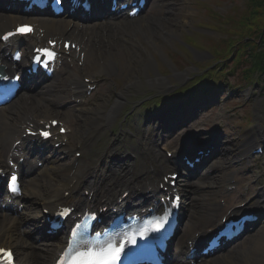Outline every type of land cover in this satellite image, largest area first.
<instances>
[{
  "label": "rangeland",
  "instance_id": "rangeland-1",
  "mask_svg": "<svg viewBox=\"0 0 264 264\" xmlns=\"http://www.w3.org/2000/svg\"><path fill=\"white\" fill-rule=\"evenodd\" d=\"M248 7L247 0H218L216 2L206 0H164L161 4L158 0H153L146 13L145 20L142 21L146 22V27L148 26L147 28L151 30L146 32L149 35L152 32L151 35L154 42H156L158 51L150 50L143 38L144 35L140 34L141 30L136 29V23L126 24L125 30L118 26L106 25L102 31L96 33V35H91L92 37H89L84 43V51L86 52L84 71L74 64L71 65L72 62L69 60H66L59 69L58 75L52 82L56 87L54 86L53 91H51L53 95L50 97L55 103L49 106L48 116L63 118L70 124L72 142L78 143L89 131L90 146L88 148L93 153L94 159L99 160L101 152L110 147L108 144L111 141L116 140V145L110 149L108 155V158L111 157L110 159L113 162L109 163L111 160L108 158L104 160L105 164H108L111 168V174L117 171L115 166L121 159L133 155V158H131L132 172L139 178L138 181L155 178V173L151 171V168L153 169V156L148 158L144 155L145 147L137 146L133 141L134 138L130 137L128 141H125V136L118 135V137L123 138L120 139L110 131L116 130L115 133H117L116 127L121 123L122 134L127 136L131 132L135 137L144 133L147 134V143H151L158 124L149 125L147 122H143V119L157 117L162 113L164 114V111H170V109L178 110L182 108V112H185L190 105L195 103H190L188 100L176 96V92L179 89L183 90L185 87H189L195 78L193 75L199 73L197 67L205 68L214 60L217 51L225 49L228 40L238 38L235 33L242 30L241 23L244 16H247ZM210 27L214 30H210ZM100 36L106 37V39L103 40ZM74 38L81 39L82 35L78 34ZM108 43L110 45L107 47ZM113 46L118 47L114 49ZM107 62L114 65L115 70L111 69L113 71L112 76H110L109 68L108 70L103 69V65ZM101 69L103 70L99 76L104 75V82L100 80L96 93L83 106L84 109H81L89 111L99 104L101 108H97L98 113L99 110L100 112H108L116 97L119 96V92L128 91L129 89L128 92H131L127 97H121L123 103L125 101V105L118 112L115 121L111 123L113 127L109 128L106 127L104 118H100L93 113L84 120L77 117L73 120L74 111L72 110L74 108L66 103L71 100L72 80H80L84 73L89 75L99 74L98 72ZM156 76L167 79L168 84L166 83L164 86L149 84V79L154 81ZM256 79L258 80L257 85L253 86L247 83L238 86L239 72L236 71L232 75L228 74L222 86L215 85L214 90H211L212 88L208 89L213 92V95L215 94V97H221L220 101L204 104L196 110L195 114L187 120L180 130L171 133L172 136L169 139L159 141L160 148L176 152L181 148L187 137L205 130L206 133H215L222 147L229 149L230 152H226L228 156H225L228 160H222L220 156H217L213 163L220 162L218 170L204 179L207 183L213 184L214 187L222 185V189H219L220 192L215 193L202 190L201 196L197 197L206 198L210 196V203L222 208L217 219L219 222L223 215H227L232 210L233 202L238 201V198L234 195L240 189L239 185H241L237 181L243 180L240 177V170L248 168L249 164L255 161L245 160L249 157V148L255 141L256 143L262 142V138L255 132H257L256 126L264 128V75ZM136 81H141L142 87H130L127 90L128 84ZM208 86L210 85H203L199 89ZM156 95L168 96L170 99L161 102L164 103V105L161 104L162 106L143 108V105L147 103L145 102L147 97L151 96L148 97V100H155ZM249 96H251V99L248 98ZM28 100L31 102V99ZM21 114L25 115L17 109L13 114L16 117L15 126L18 125ZM97 122L99 125H92ZM198 139L201 140L198 141L200 145H206L211 141V136L203 135ZM113 153H115L114 156H112ZM70 156L72 157L65 155L62 161H60L61 157L59 156L58 164L61 166L59 170L61 176H69L72 173L71 168L75 161L73 154ZM146 162H151V168L145 167L144 163ZM254 164L257 165L259 162L256 163L255 161ZM258 167L259 165H257ZM247 177L249 179V174ZM49 181L43 183H50ZM227 183L237 187L233 195L226 191L225 187L227 185L225 184ZM195 185L191 184L190 188H203L201 187L203 182L198 185L197 181ZM210 228L211 226L206 230ZM242 249L237 250V255L239 252L243 254L250 249V253L256 256L253 259L255 260L258 257V264L264 263L263 222L254 236L250 238L249 244Z\"/></svg>",
  "mask_w": 264,
  "mask_h": 264
},
{
  "label": "bare ground",
  "instance_id": "bare-ground-1",
  "mask_svg": "<svg viewBox=\"0 0 264 264\" xmlns=\"http://www.w3.org/2000/svg\"><path fill=\"white\" fill-rule=\"evenodd\" d=\"M22 21H28L29 20H23L22 17L18 15H12V14H4L0 15V36L10 30V28L16 26L17 24H20ZM111 25H117L120 26L121 29L125 30L126 25L119 24L118 23H110ZM137 25L135 26L137 29H140V34L144 35L143 38L147 44V46L150 48V50L158 51V47H156V42H154V39L151 34H147L149 28L146 27V22L138 21L136 22ZM35 27L37 29V33L43 32L47 34L48 36H59V35H68L69 33H74L73 30L76 27L73 26L70 19L66 20H42L35 22ZM92 25V24H91ZM88 25L89 27H93L94 29H104L103 25L100 23L94 24L93 26ZM70 31V32H69ZM97 31V30H96ZM69 32V33H68ZM101 37V36H100ZM103 40L106 39V37H101ZM110 45L108 43L107 47ZM5 47L4 45L0 44V50ZM118 47V46H117ZM114 47L113 48H117ZM120 47V46H119ZM78 54V52H76ZM168 84V80L165 78H162L160 76H156L155 80L152 81L149 79V84L152 85H160L164 86L165 84ZM75 84H78L76 82ZM55 84H45L43 87L38 89V92L41 93L38 96L36 95L31 96L32 102H29L26 99L20 98L16 102V109L21 110V116L27 117L29 115L26 122H24V125L30 126H36L40 122V120H45L48 117V105L51 101L48 96L51 94V91H53ZM132 87H142L141 81L136 82H130L128 84L127 90ZM130 90V89H129ZM128 90V91H129ZM128 91H121L119 92V96L116 97V100L111 107V109L108 112H100L98 113V109L101 108L99 104L96 105V108H91L88 110L83 109H77L74 111L73 120L75 118H86L90 114H97L101 118H105L107 125H111L113 121H115V118L117 117L118 112L123 109L125 102L123 103V100L121 97H127L130 95L131 92ZM15 108H4L0 112V163L3 162L4 158L6 157L3 153L5 152L4 145L7 146V142H2L4 138L7 140L14 137L15 135L19 134L18 129H16L15 121L16 119L13 117V114L15 113ZM36 108L38 111L37 113H32V110ZM98 108V109H97ZM103 110V109H102ZM33 115V116H32ZM22 119V120H23ZM11 122H10V121ZM38 121V122H37ZM62 121V120H60ZM22 138V136H18ZM214 145L216 146L215 155L219 153L218 156L222 158V160L227 161L228 154L226 152H230L227 149H224L222 145L215 141ZM7 149V148H6ZM155 159L161 163L164 166H167L170 162H173L170 159H167L166 157H163L158 151L157 146L155 145L153 147ZM156 149V150H155ZM152 151V152H153ZM214 155V156H215ZM177 157L174 161H177ZM220 162L215 163L213 165V168H216ZM56 165V164H55ZM28 172H31L32 174L27 176L24 180L23 185V194L20 198V201L23 202L26 205V210L23 212H18L17 216H3L0 218V247H10L13 248L17 255L18 259L23 264H52L54 258L58 254L60 250L59 245H47L44 249H35L34 252L25 254L22 249L24 247H32L31 244H29L24 238H22L23 234V226L26 224L34 223L39 227L40 232L44 233V229H46V226L43 222L44 220V210L45 209H51L56 208L60 204H63L67 201H81L79 197V193L74 194L78 190L79 185H85L88 183H91L93 186L98 185H105L110 184L111 187L116 186H127L128 188L131 187V185L135 182V176L130 173V169L124 168L117 170V174L114 175V179H111L112 175H108L106 177L100 176L98 174L92 175V180L88 181L91 178V167L92 163L87 159H82L76 162L75 166L73 167L72 171L73 174L66 177H60L58 176L59 166L56 165V167L52 166L47 171H40L35 170L33 166L27 165ZM158 166H155L154 169H158ZM93 173V172H92ZM47 177L50 178V183H42ZM115 177L116 179L115 181ZM47 181V180H46ZM149 182V181H146ZM213 187V186H212ZM71 192L73 193V196L66 200V197L64 196V193ZM113 194H106L108 196H104L101 200H112L116 198L115 190L113 189L111 191ZM196 197V196H194ZM134 198V195L130 198V200ZM264 198V196H263ZM194 200V198H191ZM210 196H208L206 199L202 200L201 202H194L191 205V212L187 218V222L185 224V233L181 240L183 245L188 244L189 242H196L198 243L199 239L197 237H200L201 239L205 237L204 231L208 227H212L214 223L216 222V219L220 216V212L222 210L221 207H218L214 203H210ZM100 200V199H99ZM143 200L142 197H137V201L141 202ZM154 200V197H152L151 201ZM135 201L131 200V202H127V205H131ZM264 207V201L259 205V208ZM240 250H243L242 248ZM239 250V251H240ZM248 252H242L235 256V260H237L238 264H258L259 258L256 256H253L251 254V250L248 249ZM236 252L235 254H237ZM234 254V255H235ZM234 259H228L225 261H221L219 263L215 264H235L236 261ZM177 261L180 264H185L183 260V256H179L177 258ZM261 264H264L261 262Z\"/></svg>",
  "mask_w": 264,
  "mask_h": 264
},
{
  "label": "trees",
  "instance_id": "trees-1",
  "mask_svg": "<svg viewBox=\"0 0 264 264\" xmlns=\"http://www.w3.org/2000/svg\"><path fill=\"white\" fill-rule=\"evenodd\" d=\"M216 1L218 0H209V2ZM247 2L249 10L242 20V30L235 33L238 38L228 40L225 49L216 52L218 58L227 59L232 55L231 51H235L234 66L241 60L247 61L246 64L249 63L251 66H246L243 70L246 79L255 72H264V0H247Z\"/></svg>",
  "mask_w": 264,
  "mask_h": 264
},
{
  "label": "snow or ice",
  "instance_id": "snow-or-ice-1",
  "mask_svg": "<svg viewBox=\"0 0 264 264\" xmlns=\"http://www.w3.org/2000/svg\"><path fill=\"white\" fill-rule=\"evenodd\" d=\"M31 29L22 27L20 32H28ZM12 35L11 33L5 35L3 39L7 40L8 36ZM44 51L45 55H52L51 53ZM7 87V86H0ZM47 135V133H45ZM16 176H12L10 179V188L16 183ZM12 190H15L12 188ZM164 217L158 218L153 223L156 225L157 229L163 226ZM77 233L73 231V236H76ZM135 244L134 238H129L122 236L117 240H108L103 244L99 245H84L81 248L73 249L71 257H68V253L65 252V257H68L69 264H121V257L124 253V249L127 244ZM131 255H135L133 250H129ZM0 264H12V258L10 252L5 249H0Z\"/></svg>",
  "mask_w": 264,
  "mask_h": 264
}]
</instances>
